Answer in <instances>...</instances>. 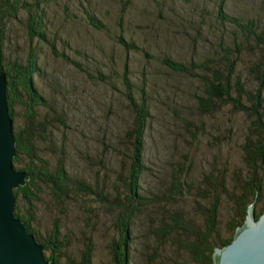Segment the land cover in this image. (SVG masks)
Listing matches in <instances>:
<instances>
[{"label":"trees","instance_id":"obj_1","mask_svg":"<svg viewBox=\"0 0 264 264\" xmlns=\"http://www.w3.org/2000/svg\"><path fill=\"white\" fill-rule=\"evenodd\" d=\"M46 3L61 2L64 0H38ZM99 0H79L80 17H84L87 28L100 30L106 27L102 23V12L97 7ZM228 0H220L219 3V26L217 28L206 25L200 26L197 32L191 35L193 47L196 51L195 59H186L179 52L177 46L162 45L159 41H142L139 39L141 32L153 30L156 34L155 20L150 25L141 23L135 16L144 15L142 10L130 7L133 0H118L119 7L108 9L103 16H119L117 26L105 46L101 48L99 60L95 70L81 69L79 61L85 60L84 52L76 53L68 42L52 44L48 50L56 58L66 59L70 70L79 68L85 85H81L82 93H78V100L72 98L71 107L84 111L85 114L77 121V114L67 113L63 125L58 131L63 135L66 155L58 158L56 164L52 163L41 154L44 148L37 147L35 134L40 125L34 123L37 117V109L47 105L44 88L35 84L36 76L42 74L39 65L42 64L41 54L27 53V55L5 64L6 54L4 51L5 26L11 19L18 18L20 9L8 7L6 15L0 17L3 27L0 28V69L7 74V96L10 113L14 120V133L16 138V155L14 165L17 169L29 173L30 178L26 185L15 189L17 195L16 215L22 219L30 233L34 234L37 241L45 245L46 258L59 263V258L52 250V244L61 243L62 235L60 228H54L47 236L40 234L37 226V207L44 199V192H50L52 197L60 205L75 200L76 196H94L102 203L110 204V212L117 216L119 236L111 245L113 253L112 264H130L129 243L133 237L134 229L139 216L148 230V238L157 240L159 244V257L162 264H215V251L230 244L239 226L248 215L252 204L256 211V219L264 214V59L254 63L256 56L263 51L264 40L260 44L255 43L253 51H247L239 42L227 44L228 32L226 22L251 34L253 32L252 19L242 21L238 13H231L226 6ZM37 5L39 6L38 2ZM2 6L0 5V11ZM217 8V6H216ZM167 11V9H165ZM164 10L159 13L164 20ZM177 17L178 14L176 15ZM196 16L204 19L199 14ZM125 17H133V22H125ZM181 20L185 21V19ZM156 19V18H155ZM201 24V23H200ZM26 26L30 38L43 39L48 42L43 15L39 10L34 15L28 14ZM60 30L64 28L60 27ZM260 36L259 34L257 35ZM95 41L94 38H92ZM81 43V42H80ZM82 44V43H81ZM83 45V44H82ZM229 45V46H228ZM191 46V47H192ZM192 47V48H193ZM210 48L215 50V56H207L199 59L201 50ZM244 56L250 57L249 69L256 73V80L249 79L248 70L239 68ZM38 57V58H37ZM56 57V58H55ZM159 62L166 69V73L182 75L187 82L196 81V102L201 110L207 113L222 114L227 119L242 121L248 124L251 134L242 145V159L244 160L245 172L242 177L228 176L230 166H215L211 171H204L199 180L193 174V165L183 161L176 164L169 176L160 179V184L154 189H147L143 183V175L150 169L158 175L160 170L155 171V165L151 164V154L148 149V140L156 130L158 119L150 102L145 98L139 100L135 93H148L153 89L152 78L155 72L149 67V63ZM157 65V64H156ZM117 78H122L126 91L113 83ZM135 82H139V92L131 90ZM70 88L63 84L59 93ZM20 89V93H19ZM26 97L24 104L25 117L29 122L25 126L19 115L15 113V105L20 99V94ZM102 93H112L106 95ZM188 93H193L188 91ZM82 94V95H81ZM171 97V94H168ZM115 99H120L123 110L115 105ZM190 101V100H189ZM109 103H112L110 106ZM59 105V99H53L54 109ZM100 109L104 121L116 118L111 128L106 124L102 129V144L105 149H110L128 158L125 165V173H117L112 170L109 161L103 160L106 169L102 170V185L98 182L93 184L85 178L74 174L69 169L70 156L73 151L67 145V132L71 136L88 140L90 138L89 127L97 123L93 115L94 108ZM179 116L178 113H175ZM54 116V113L51 115ZM123 122L121 123V121ZM46 123V119L42 118ZM21 124V130L16 127ZM247 127V128H248ZM93 134L92 139H97L101 134L99 128ZM199 136H204L206 129L202 126L196 130ZM194 137L197 133L191 131ZM225 136L228 148L235 134L229 132ZM115 137V140H114ZM67 145V146H66ZM123 150V151H122ZM83 157L80 151H77ZM111 157V155H109ZM110 173L114 176L110 177ZM235 173V172H234ZM121 186L117 184L118 177ZM226 196L231 201L234 214L231 215L229 229L221 224L220 210ZM229 203V202H228ZM230 204V203H229ZM22 205L24 206L22 208ZM231 205V204H230ZM26 207V208H25ZM157 207V209L155 208ZM64 212V210H62ZM226 228L222 232L221 228ZM169 248L176 249L175 256L169 252ZM85 264H93L91 250L86 257Z\"/></svg>","mask_w":264,"mask_h":264},{"label":"rangeland","instance_id":"obj_2","mask_svg":"<svg viewBox=\"0 0 264 264\" xmlns=\"http://www.w3.org/2000/svg\"><path fill=\"white\" fill-rule=\"evenodd\" d=\"M78 1L64 0L58 3H46L38 0H0L2 6L0 17L6 15L8 7L15 5L17 9H20L25 6L23 11H19L18 18L9 20L5 26V64L15 61L18 56L21 58L31 52L36 56L41 54L42 57V64L39 65L40 68L42 67V74L36 76L34 82L44 88L43 93L47 98V105L37 109L38 114L34 123L40 126L35 134V141H37V147L44 148L41 154L52 163V166L56 164L58 158H64L66 155L63 135L57 130L58 121L59 126L65 130L66 127L62 125L65 121L63 118L67 116V113L77 114V121H80V117L85 114L84 111L73 107L69 108L73 103V97L78 100V96H80L78 93H82L80 83L85 85V80L82 79L83 75L79 68H74L71 71L66 59L55 57V60L48 48L52 44L68 42L76 53H86L85 60L79 61L80 68L95 70L101 48L105 46L108 36L114 34L118 19L122 20L119 16L114 18L111 16L109 21L108 16H103V14H107L109 8H120L117 4L118 0H99L101 3L97 9L103 13L102 23L104 26L106 23L107 26L100 30H90L86 26L87 22L84 17L79 16L81 11H79ZM228 1L226 9L231 10L229 12L238 13L240 19L245 22L252 19L254 26L253 32L249 34L226 22L229 36L227 44L232 45L233 42H239L248 48V52L255 50L256 47L252 48V46L256 42L260 44L264 40V0ZM133 3L130 7L135 10L145 9L142 10L144 15L136 14L135 18L146 26L155 20L157 28L155 31L157 35H154L153 30H149L145 33L141 32L139 39L159 41L164 46L167 44L177 46L179 52H182V56L186 59L196 58L191 35L197 32L198 27L201 26L203 30H206L205 23L214 28L219 26L218 6L220 0H133ZM37 10L43 15L44 23L47 25L45 31L49 43L43 39L37 40L36 37L30 38L28 34L26 26L28 14L34 15ZM162 10L165 12L164 20L159 17ZM177 14L179 17L176 16ZM196 14L204 19L198 18ZM124 21L132 23L133 17H125ZM2 27L3 24L0 22V28ZM60 27L64 30H60ZM200 51L199 59L215 56L214 49L204 48ZM249 59L250 57L244 56V61L240 62L239 68H246L249 79L255 81L256 73L250 71ZM263 59L262 51L256 56L254 63L257 64ZM149 67L155 72L152 78L153 89L148 93H135V95L139 100L145 98L150 102L158 119L156 130L148 140V149L151 154V164L156 166L155 171L160 170V172L158 175L151 169L145 172L143 175L144 186L149 190L158 187L160 179L163 180L164 177L169 176L171 169L183 161L192 163L193 174L197 180L204 171H211L217 165L225 168L230 164L235 168L230 167L227 170V173L232 172L228 176L242 177L245 172V162L242 159L241 147L251 134L248 124L242 121H235L231 124L232 119H227L228 112L224 117L222 114L207 113L201 110L199 103L196 102V95L199 97L203 93H195L198 86L195 80L187 82V79L182 75L167 74L166 69L158 61L152 63L150 61ZM113 83L126 91L122 78H117ZM63 84L69 85L70 88L59 93ZM139 89V82H135V86L133 85L132 89L127 90H131L133 93L139 92ZM188 91L193 93H188ZM169 93L171 97L168 96ZM82 94L100 96V93ZM102 94L105 99H108L109 97L106 95L112 93ZM193 94L196 95L193 96ZM54 98L59 99V105L55 109ZM114 101L115 105L123 110L120 99ZM24 104H27L26 97L21 93L20 99L15 105V113L21 117L25 126L29 122L22 107ZM109 104L112 105V103ZM53 113L54 116H51ZM175 113H178L179 116H176ZM93 115L97 123L89 127L90 138L88 140L79 139L71 136L68 131L67 145L69 144L70 150L73 151V154L69 155L71 172L85 178L87 182L96 187L95 184L98 182L102 185V170L107 168L103 160L109 161L112 170L124 174L128 158L113 150L105 149L102 144L103 127L107 124L112 129L111 124L118 119L112 116L104 121L102 112L96 107L93 110ZM43 116L46 123L42 122ZM23 125L17 124L16 127L22 130ZM202 126L206 129V133L204 136H199L196 130L201 129ZM96 127H100L101 134L97 139H92L91 136L96 132ZM191 131L196 132L197 137H194ZM229 132L235 134L231 140L230 148L225 140V136L230 135ZM77 151H80L85 157ZM110 177H114L112 173H110ZM121 178L119 176L117 179V184L120 186ZM43 196V201L36 209L37 226H39L40 234L46 236L52 233L54 228L61 229L62 235L59 237L61 243L53 244L57 250L55 254L59 258V263L85 264L90 250L93 264L113 263L111 245L118 238L120 231L117 226V216H114L108 209L110 204L105 205L94 196L79 195L75 200L62 206L55 201L49 191L44 192ZM227 199L229 198L226 196L223 205H221L220 225L224 224L228 230L234 209L232 202ZM259 207L261 206L259 205ZM259 207L255 208V212L259 211ZM155 208L157 209V207ZM226 228L223 226L222 232H225ZM159 244L154 238L153 240L148 238V230L142 223V216H139L129 243L130 264H162L159 257ZM175 250L169 248L172 256L176 255Z\"/></svg>","mask_w":264,"mask_h":264},{"label":"water","instance_id":"obj_3","mask_svg":"<svg viewBox=\"0 0 264 264\" xmlns=\"http://www.w3.org/2000/svg\"><path fill=\"white\" fill-rule=\"evenodd\" d=\"M7 87V74L0 69V264H55L15 213V189L26 185L30 175L14 165L16 138ZM214 258L215 264H264V214L256 219L254 204L234 240L216 249Z\"/></svg>","mask_w":264,"mask_h":264},{"label":"flooded vegetation","instance_id":"obj_4","mask_svg":"<svg viewBox=\"0 0 264 264\" xmlns=\"http://www.w3.org/2000/svg\"><path fill=\"white\" fill-rule=\"evenodd\" d=\"M56 249V247H54V245L52 244V250H55Z\"/></svg>","mask_w":264,"mask_h":264}]
</instances>
